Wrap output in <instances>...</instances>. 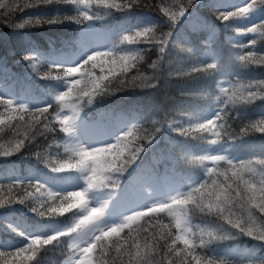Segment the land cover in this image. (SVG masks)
Returning <instances> with one entry per match:
<instances>
[{
	"label": "trees",
	"instance_id": "16d2710c",
	"mask_svg": "<svg viewBox=\"0 0 264 264\" xmlns=\"http://www.w3.org/2000/svg\"><path fill=\"white\" fill-rule=\"evenodd\" d=\"M0 2H4V0H0ZM117 2L121 4L131 2L132 6L118 11L115 8L106 9L103 6H97L93 0L90 14L101 18L91 22L83 20L81 24H77L75 20L64 19V17H77L78 9L72 4L59 3L39 8H16L12 12H9L7 8L0 9V86L7 87L6 98L17 97L24 93L26 97L34 101V104L30 105L33 109L47 106L52 102V94L49 89L62 91L63 85L41 80L36 72L48 71L47 65L38 62L34 72L29 62L23 57L37 54L46 64L54 61L79 62L83 58L81 56L83 47L79 48L78 39L82 36L87 40L91 39V35L84 34L89 23L99 29L98 37L105 42V51L120 44L122 35H132L145 26L153 28L150 39L152 37L163 38L169 31L173 32L177 44L173 45L170 40L164 53L159 51L160 45L155 43L123 45L125 48L141 49L144 59L139 62L133 61L135 67H131L126 74L110 77L111 90L96 96L91 105H83V110L80 112L82 121L102 129L103 134L107 135V139L118 135V132L115 133L117 123L128 122L129 119H133L132 122H129V126L135 123L139 127V131L135 132V135L154 134L156 136L150 145H146L145 140L134 141L131 145L134 148L138 144H145L146 150L140 154L141 159L137 161V165H133L134 171H131V174L125 173L121 178V187L115 190L116 196L114 197L127 202L141 198L144 200L142 202H153L154 198H145L143 189L148 185L143 183L144 178L137 181V177L144 169L150 171V184L155 188L159 187L165 194L167 190L174 187L187 190L188 184L204 178L202 165L193 163L190 157L186 158L183 154H179L181 150L199 152L202 145L192 137L181 136L169 125L173 121H180L183 127H188V115L207 110L215 112V97L221 96L222 100H227L220 90L222 81L228 83L226 88L232 89L240 84L247 85L249 82L256 84L259 79L264 78L262 76L264 75L262 74L264 73V64L249 63L248 67H244L245 62L238 59L239 56H247L250 51L256 52V56L250 59L264 58V35H261L262 31L260 30L255 34L242 35L235 29L226 28L225 24L231 23V21L224 22L218 18V13L211 7L214 0H193L191 7L195 8V14L199 17L196 22V31L189 29L183 20L172 25L164 17L161 9L168 7L175 10L176 0H117ZM183 2L186 3L187 0H183ZM225 2L242 3L243 0H225ZM7 3L13 4L15 0H7ZM197 4L199 5L197 6ZM260 5L261 0H257V7ZM56 15L60 16L63 23L30 24L23 28L16 27L25 19ZM148 21L153 23L147 24ZM120 24L123 26L117 29ZM110 25L113 28L106 34ZM211 33H214V38L211 45H208L206 40ZM252 37L256 39L255 45L250 43ZM241 42L248 44V47L238 44ZM189 48L192 51H189ZM210 48L211 51H209ZM121 54L117 53V55ZM211 62L216 63V68H207V64ZM154 63L155 68L151 67ZM195 65L200 66L203 70L192 71ZM89 67L90 65L85 66V68ZM93 71L96 75L100 73L99 68L93 69ZM136 75L150 77L153 87L141 88L129 85L120 90L118 83L120 79L130 81L131 77ZM253 90L264 92V88L260 87ZM10 92L12 94H9ZM53 105L55 107V101H53ZM219 106L223 107V104ZM0 111H3V108H0ZM50 112L54 117L55 111L50 109ZM224 113L226 114L224 119L217 121V125L224 124V129H217L222 133L221 142L224 143L221 145L222 149H227L228 154L238 158H259V151L264 146V132L251 129L249 125L264 118L261 117L264 116V100L258 98L251 104H237L235 107L229 104L224 109ZM26 119L29 117L26 116ZM154 121L156 123H153ZM20 123L18 120L12 122L13 126ZM53 127L56 131L45 132L44 135L31 134L25 140V146L20 151L14 152L10 156H0V184L4 187V191L0 192V198L7 199L10 195H16L18 198L22 195L19 191L8 193L7 186L14 179L25 180L26 183H35V181L39 182V180L45 179L56 183L67 180L77 173L75 168L53 173L46 168V161L42 162L37 158V152L47 153L53 161L68 158L63 150L66 134L59 132L58 124H54ZM173 127L179 128L180 125H173ZM0 128H3V131H0V144L5 147L10 142L23 138L16 136L14 128H9L7 125L0 126ZM156 128H159L160 131L155 132ZM245 128L249 129L247 135L243 133ZM225 129L231 133V138L223 135ZM33 136L34 138H32ZM252 152L256 154L250 155ZM178 154L180 155L179 162H177ZM125 158H127V153ZM221 167L224 168L227 165L222 163ZM246 178H248V174H246ZM101 191L109 195L113 189L109 185L108 189H101ZM65 194L62 193V195ZM59 202V198L49 201V203L58 205ZM77 210L78 208H74L62 216L57 215L55 221H49L41 220L26 207L14 205L7 211L0 209V217L11 218L26 228L41 231V234H50L57 227L70 224ZM253 211L255 212V210ZM255 214L259 218V213ZM189 215L193 232H198L197 226L208 228L217 222L214 216H205L198 211L190 212ZM158 222L169 224L171 218L166 213L152 214L142 218L133 225V228L141 230L148 228V231L152 232L155 229L151 226ZM129 235L135 237L136 233H129V230L125 229L122 239H128ZM144 235L145 233L141 231V244H143ZM61 241H67V243L54 242L53 245H45L38 252L35 260L25 261L23 264H37V261L39 264H62V261L70 255V250L69 238L62 237ZM24 244L25 241L21 236L0 225V250L15 251L16 248ZM177 247L183 246L177 245ZM231 247L250 248L251 250L254 247L258 249L257 253L264 255V244L243 234H238L234 239L217 241L209 245L208 248H198L195 251L201 257L216 259L217 264H221V261L223 264H241L246 260L264 259L259 254L247 255L244 258L224 256L222 251ZM97 258L99 259V257ZM104 259L108 260V264H113V261L115 264H120L121 260L127 264L128 258L126 256L117 258L113 249ZM159 259L160 253L158 252L155 260L159 261ZM172 259L173 264H176V260L179 258L172 257ZM0 264L3 262L0 261Z\"/></svg>",
	"mask_w": 264,
	"mask_h": 264
},
{
	"label": "snow or ice",
	"instance_id": "6c2138e0",
	"mask_svg": "<svg viewBox=\"0 0 264 264\" xmlns=\"http://www.w3.org/2000/svg\"><path fill=\"white\" fill-rule=\"evenodd\" d=\"M59 3L76 6L78 9L77 17H64V19L75 20L77 24H81L83 20L91 22L101 18L95 14H90L93 0H15L13 4H8L7 0H4V2H0V9L7 8L9 12H12L16 8H39ZM95 3L97 6H103L106 9L115 8L118 11L132 6L131 2L121 4L117 0H95ZM192 4L193 0H187L186 3L183 0H176L175 10L164 7L161 11L172 25L183 20L189 29L196 31V22L199 17L195 14V8L191 7ZM211 7L218 13L219 19L224 22L231 21V23L225 24L226 28L235 29L242 35L255 34L259 30L257 26L264 24V0H261L259 7H257V0H243L242 3L214 0ZM81 17L82 19H80ZM42 23L54 25L63 23V20L59 15L33 17L26 19L25 23L18 24L16 27L23 28L25 25ZM151 23L153 22H147V24ZM152 32L150 26H145L142 31H135L132 35H122L120 44L114 45L107 51L85 49L81 53L83 58L79 62L54 61L46 64L37 54L23 57L29 62L34 72L38 62L47 65L48 71L36 72V75L43 81L62 84L63 90L49 89L52 94V102L47 106L35 109L28 103L0 95V108H3V111H0V126L7 125L9 128H14L16 136L23 137L10 142L7 147L0 144V156H10L14 152L20 151L25 146V140L31 134L44 135L45 132L56 131L53 125L58 124L59 132L66 134L63 150L68 158L53 161L47 153L41 154L39 152L36 153L37 158L41 159L42 162L46 161V168L53 173L75 168L77 172H82L84 176L88 177V183L87 185L84 182L80 183L81 175L73 177L71 182L54 186H49L50 182L47 180L45 182L35 181V183H26L25 180L21 179L12 180V183L7 186L8 193L19 191L22 195L18 198L16 195H10L7 199L0 198V209H4V211L14 207V205H20L28 208L41 220L49 221H55L57 215L62 216L74 208H78L80 211L75 222L64 227H57L50 234H41V231L26 228L11 218L0 217V225L6 230L18 234L25 241V244L16 248L15 251L0 250V261L3 264H17V262L23 264L25 261H33L43 246L53 245L54 242L67 243V241H61L62 237H68L71 240L69 247L73 251V255L66 264H108V260L104 258L109 256L110 250L113 249L117 258L121 256L128 258L127 264H173L172 257L179 258L176 260V264H217L216 259L201 257L196 254L195 250L208 248L209 245L224 240L225 235L220 232L221 226L233 236L239 233L257 240L255 233L246 228L241 222V218L235 212L227 210L226 206L231 205L235 208L239 203L243 208L246 205L251 209L254 217H257L255 213H259V218H264V188L260 187V184L255 180L250 179L248 172L251 163L264 167V146L259 151V161L231 156L227 149H221V145L224 143L221 142L222 133L217 129H224V124L217 125V121L224 119V115H226L224 109L229 104L235 107L237 104L253 103L256 99L245 97L243 92L245 90L255 92L253 89L257 87L264 88V78L259 79L256 84L251 82L247 85L240 84L239 88L221 87L220 90L227 97V100H222L221 96L215 97L214 116L188 115V127H183L180 121H173L169 125L174 131L179 130L181 136L192 137L202 145L199 152L181 150L179 154H183L186 158L190 157L193 163L202 165L204 178L188 184L187 190L171 189L164 199L157 198L148 203L142 202L144 200L141 198L131 200L127 204H121V200L114 198L116 196L115 190L121 187V178L124 177L125 173L131 174V171H134L133 165H137V161L141 159L140 154L145 152L146 145H150L156 139L154 134L149 136L135 135L134 133L139 131V127L132 123L131 126H124L123 130L115 136L114 141L104 146H86L76 141V122L80 118L82 106L90 105L96 96L108 93L111 90L109 78L126 74L132 67V62L136 56L141 53V49L125 48L123 45L155 43L160 45L159 51L164 53L170 40L173 45L177 44L176 37L171 31L163 38L152 37L150 39ZM261 35H264V32H261ZM213 38L214 33H211L206 43L211 45ZM250 43L255 45L256 39L250 38ZM238 44L248 47V44L242 42ZM188 50L192 51L191 48ZM118 52L123 54L117 55ZM255 56L256 52L250 51L247 56H239L238 59L245 62L244 67H248L249 63L264 64V58L260 60L250 59ZM87 65L90 67L85 68ZM96 68L100 69L101 75L98 76L93 71ZM207 68H216V63H208ZM202 70L198 65L192 68V71L195 72ZM129 85L139 86L124 79L119 80L120 90ZM230 92L231 94H229ZM237 93L240 95L238 96ZM238 99L240 103H237ZM259 99L264 100V98ZM53 101H55V107ZM221 104L223 107L219 106ZM50 109L55 111L54 117H52ZM26 116L29 119H26ZM17 120L21 123L13 126L12 122ZM173 125H180V127L175 128ZM262 126H264V118L249 125L251 129L264 132ZM0 131H3V128H0ZM159 131V128L155 129V132ZM248 131V128L243 129L244 135H247ZM223 135L231 138V133L227 129L224 130ZM137 140H145L146 145L138 144L134 148L131 147ZM214 149L221 150L213 151ZM126 153L127 158H125ZM179 154L177 162L180 160ZM255 154L252 152L250 155ZM222 163L227 167L222 168ZM246 174H248V178H246ZM113 177L116 178L115 182H113ZM145 177L150 178L148 169L142 171L137 177V181ZM45 185H48V188H45ZM67 185H71V189ZM109 185L113 191L106 199H100L93 195L100 189H108ZM75 187H79L81 190H72ZM2 191H4V187L0 184V192ZM45 192L49 198H59V206H49L38 210L35 200ZM62 193L66 194L62 195ZM118 204L123 207L122 211L115 210ZM195 211L205 216L212 215L217 222L208 228L197 226L198 232H193L189 213ZM158 213H166L171 218V222L169 224L158 222L156 225H152L151 227L155 229L152 232H149L148 228L143 230L133 228V225L145 216ZM125 229H128L129 233L135 232L136 236L129 235L128 239H122V233ZM141 231L145 233L143 244L140 242ZM257 241L264 244V240ZM177 245L183 247L178 248ZM158 252L160 253L159 261L155 260ZM37 264H39L38 261ZM120 264H124V261L121 260Z\"/></svg>",
	"mask_w": 264,
	"mask_h": 264
},
{
	"label": "rangeland",
	"instance_id": "374dc122",
	"mask_svg": "<svg viewBox=\"0 0 264 264\" xmlns=\"http://www.w3.org/2000/svg\"><path fill=\"white\" fill-rule=\"evenodd\" d=\"M112 28H113V26L110 25L107 28V30H106L105 33L106 34L109 33V31ZM88 33H89V35H91V39H90V42L91 43L87 39L83 38V39H80L79 40L80 46L83 47V48H85V49H87V50H89V51H95V50L101 49L103 47V42L96 35L97 34L96 29L95 28H90L88 30ZM99 75H101V73H99ZM221 83H222L221 84L222 85L221 87L227 85L226 82H223L222 81ZM5 93H8L7 87L0 86V95L5 96ZM9 94H12V92H10ZM10 98H12V97H10ZM12 99L18 100L20 102L28 103L29 105H33L34 104V101H32L31 99H29L28 97H26L24 93H22L21 95H19L17 97L15 96ZM208 115L214 116V114L213 113H210V112H205V113H202V114L197 115V116H208ZM187 119H188V116H187ZM121 128L122 127H119L118 129H121ZM75 132H76V135H78V137H79L77 139V142L83 143L86 146H101V145H105L106 143H109V142L114 141L115 136H116V135H114L111 139H107V136H105L103 134L102 129L96 127L93 124L84 123L82 121V118L81 117L76 122ZM118 134H119V132H118ZM219 150L220 149H214L213 151H219ZM257 167H259V166L257 165ZM75 176H80V173L77 172V174H75L73 177H75ZM73 177H71L70 179H67L66 181L61 182V183L60 182H56V183L55 182H50V185L49 186H54V185H57V184L71 182V179ZM45 181H46L45 179L39 180V182H45ZM80 183L82 184L83 181L81 180ZM67 186L71 189V185H67ZM45 188H48V185H45ZM52 190L54 191L55 189L53 188ZM72 190L80 191L81 189L79 187H75ZM100 190H98L95 193H93V195L95 197H97V198H100V199H106L107 198V195L104 196ZM145 191H146V193H147L148 196H151L154 199L155 198L156 199L157 198L158 199H161V197H159L156 193H153L149 189H147ZM85 199H88V197H85ZM162 199H163V195H162ZM121 201H122L123 204H127L125 201H123V200H121ZM93 203H94V201H93ZM115 210L116 211H122L123 210V207H121V204H118V206H117V208ZM79 211L77 212V214L79 213ZM77 214L72 218V220L70 221V224L76 221ZM70 244H71V240H70ZM69 249H70L71 255L69 257H67L65 260H63L62 264H66V262L69 261V258L73 255L72 249L70 247H69ZM252 249L253 250L248 249V248L246 249V248H243V247H232V248H230V249L227 250V253L228 254H231L233 256H238L240 258H244V257H247L246 255L250 256L252 253L255 252L256 255L259 254L260 257H264V255H260V253H257V250L258 249L254 248V247ZM255 254H253V255H255ZM96 255H97V257H99V254L98 253ZM258 260H260V259H258Z\"/></svg>",
	"mask_w": 264,
	"mask_h": 264
},
{
	"label": "clouds",
	"instance_id": "9594fccd",
	"mask_svg": "<svg viewBox=\"0 0 264 264\" xmlns=\"http://www.w3.org/2000/svg\"><path fill=\"white\" fill-rule=\"evenodd\" d=\"M25 20L23 21V23H25ZM42 24L50 25L48 23H42ZM58 24H60V23H58ZM39 25H41V24H39ZM257 27L260 31L264 32V24L258 25ZM142 30H140V31H142ZM152 30H153V28H152ZM143 59H144L143 55L141 53H139L136 56V59L134 60V62H139V61H142ZM132 67H135V63H133ZM151 67L155 68L156 67L155 63L152 64ZM150 79L151 78L147 77V76L136 75V76L131 77L130 82L132 84L139 85V87H141V88L153 87V85L150 83ZM239 87L240 86H237L236 88H239ZM237 95L239 96L240 94L237 93ZM243 95L245 97H251V98H255V99L264 98V92H260L259 90L255 91V92L245 90L243 92ZM237 103H240L239 99L237 100ZM262 127H264V126H262ZM177 131L179 132V130H177ZM259 160H260V157L256 158V159H252V161H259ZM248 172H249V178L255 180L257 183L260 184V187L264 188V183H261V181H264V167H261V166L257 167L256 163H251V164H249ZM78 173H80V175L82 176L83 182L87 185L88 177L84 176L82 172H78ZM112 179H113V182H115L116 178L113 177ZM53 196H55V194H53ZM53 200H55V199L49 198L47 192H45V193L41 194V196H39L35 200L36 208L39 210L42 208H48L49 206H51V207L59 206L56 203H49V201H53ZM226 208H227V210H231V211L235 212V214L241 218V222L245 225V227L251 229L255 233L257 240H264V218L254 217L251 209L248 206L245 205L243 208H241V205L239 203L235 206V208H233L231 205H227ZM220 232L222 235H225L224 240L234 239L239 234V233H236L233 236L231 233H228L227 230L223 228V226H221ZM241 264H264V259L246 260V261L241 262Z\"/></svg>",
	"mask_w": 264,
	"mask_h": 264
}]
</instances>
